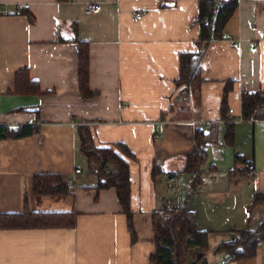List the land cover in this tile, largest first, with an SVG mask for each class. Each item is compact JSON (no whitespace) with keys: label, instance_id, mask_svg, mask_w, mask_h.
Wrapping results in <instances>:
<instances>
[{"label":"crops","instance_id":"obj_1","mask_svg":"<svg viewBox=\"0 0 264 264\" xmlns=\"http://www.w3.org/2000/svg\"><path fill=\"white\" fill-rule=\"evenodd\" d=\"M91 2L101 3L99 13L85 12ZM197 13V0H0V125L35 129L0 139V214L76 212L73 227L0 229V264H151V213L181 205L195 213L198 229L208 231L206 264H264V242L253 256L232 261L214 250L232 231L264 218L263 206L247 213L253 191L264 192V121H236L230 148L220 120L227 86V109L237 117L242 93L264 91V0H238L222 31L234 42L202 45L201 83L180 99L178 58L197 50ZM73 23L78 39L88 44L90 98L77 87L75 43L58 40L59 26L69 35ZM20 68L28 69L42 94L13 92ZM205 123H217L220 144L205 146L195 191L187 194L190 174L173 175L174 183L165 173L151 175L154 164L164 172L180 170L193 150L194 130ZM81 124L95 145L121 142L135 157L129 161L134 238L115 189L93 187L96 179L78 150ZM250 136L254 151L243 145ZM208 145L214 148L210 161ZM234 154L252 164V176L228 174ZM75 168L81 172L74 190L33 193L34 175L57 173L68 180Z\"/></svg>","mask_w":264,"mask_h":264},{"label":"trees","instance_id":"obj_2","mask_svg":"<svg viewBox=\"0 0 264 264\" xmlns=\"http://www.w3.org/2000/svg\"><path fill=\"white\" fill-rule=\"evenodd\" d=\"M63 2L66 0H57ZM198 13L193 24L199 26L197 50L179 54L178 77L175 80V97L188 98L194 88L201 83L200 59L202 45L205 42L221 38L222 31L232 16L238 0H197ZM32 23L33 17L23 8L17 9ZM75 23L71 25V33L63 35L58 31V40L72 42L76 45L77 87L84 98H90L95 92L88 86L89 50L85 41L79 40ZM227 86L220 104V120L224 122L223 141L227 147L233 148L235 143V122L227 116ZM13 92L16 94H42L37 81L29 76L27 68H20L14 74ZM241 118L244 121H264V91L244 92L240 98ZM172 109V105L171 108ZM163 117V116H162ZM35 131L29 125L7 127L0 125V139H14L30 135ZM78 150L86 159V171L92 174L97 190L114 188L121 212L125 215L127 226L134 238L131 211V175L129 161L135 160L132 152L121 142L112 145H95L89 127L81 124L76 127ZM218 146L219 134L217 123H205L203 129L196 127L193 134V150L186 155L180 170L164 172L160 166L153 165L151 175L165 173L171 177L177 173L192 175L187 194L195 191L202 183V167L207 160L205 146ZM245 164L240 156L234 154L233 167L227 172L231 177L247 176L246 170L240 166ZM33 193L38 196L62 195L67 193V180L57 173L36 174L32 178ZM264 207V192L254 190L247 206L248 215L257 207ZM76 212H30L16 214H0V229L9 228H44L73 227ZM153 251L149 256L151 264H199L207 251L208 231L196 226L195 213L185 205L162 207L150 215ZM264 242V218L254 227L232 231V237L215 247L228 260H238L253 256L255 249ZM201 255L200 258L197 257Z\"/></svg>","mask_w":264,"mask_h":264},{"label":"built area","instance_id":"obj_3","mask_svg":"<svg viewBox=\"0 0 264 264\" xmlns=\"http://www.w3.org/2000/svg\"><path fill=\"white\" fill-rule=\"evenodd\" d=\"M20 8H22V6L17 7V9H20ZM101 9H102V5L100 2H91V3L87 4V6L85 8V12L87 14H97L101 11ZM135 18L140 19V15H136ZM220 39L226 40L231 44L234 42L233 39L229 38L227 35H225L223 33H222ZM255 49L256 48L253 47L251 50L255 51ZM228 118H230L234 122L242 120L241 116L237 117V116L233 115V110L231 108L228 109ZM203 126H204V124H200L199 127L201 130L203 129ZM243 168L246 170L247 176H252L254 174V168H253L252 164L245 163V164H243ZM80 172H81L80 169H78V168L74 169L72 176L67 180L68 190H74L76 175L79 174ZM166 181H167V183H174V182H176V179L174 178V176H171V177H167ZM220 263L223 264L224 262L221 261Z\"/></svg>","mask_w":264,"mask_h":264},{"label":"rangeland","instance_id":"obj_4","mask_svg":"<svg viewBox=\"0 0 264 264\" xmlns=\"http://www.w3.org/2000/svg\"><path fill=\"white\" fill-rule=\"evenodd\" d=\"M244 147L247 149L249 148V151H254V141L252 139V136H250L249 138H245L244 143H243ZM230 150V149H229ZM233 151V149H231ZM207 151L209 153V160H213L214 159V148H212L211 146H207Z\"/></svg>","mask_w":264,"mask_h":264},{"label":"water","instance_id":"obj_5","mask_svg":"<svg viewBox=\"0 0 264 264\" xmlns=\"http://www.w3.org/2000/svg\"><path fill=\"white\" fill-rule=\"evenodd\" d=\"M201 257V255H199L198 257H197V259L198 258H200ZM207 262H206V260H205V258L204 259H202L201 260V262L199 263V264H206ZM189 264H195V261H191V262H189Z\"/></svg>","mask_w":264,"mask_h":264}]
</instances>
